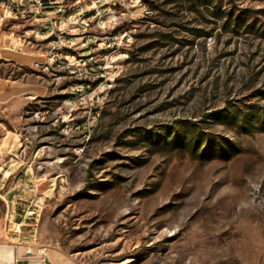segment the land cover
I'll return each mask as SVG.
<instances>
[{"label": "rangeland", "instance_id": "374dc122", "mask_svg": "<svg viewBox=\"0 0 264 264\" xmlns=\"http://www.w3.org/2000/svg\"><path fill=\"white\" fill-rule=\"evenodd\" d=\"M143 2L107 85L0 65V264H264V0Z\"/></svg>", "mask_w": 264, "mask_h": 264}, {"label": "built area", "instance_id": "2783aa9c", "mask_svg": "<svg viewBox=\"0 0 264 264\" xmlns=\"http://www.w3.org/2000/svg\"><path fill=\"white\" fill-rule=\"evenodd\" d=\"M146 14L143 0H0V40L9 30L21 42L17 50L22 53L23 46L44 42L47 49L40 53L44 61H35L36 68L49 70L56 64L60 71L74 72L83 65L99 71L98 81L107 85L102 70L109 66L112 54L131 41L121 25ZM15 26L22 32L12 29Z\"/></svg>", "mask_w": 264, "mask_h": 264}, {"label": "crops", "instance_id": "0c3cea01", "mask_svg": "<svg viewBox=\"0 0 264 264\" xmlns=\"http://www.w3.org/2000/svg\"><path fill=\"white\" fill-rule=\"evenodd\" d=\"M4 39L0 40V65H9L14 68L17 66H21L22 64H26L20 61V58H27L28 56L37 54V51L30 53H22L18 51L16 48L12 47L14 45L12 40L18 42L16 38H13L9 34V30L5 31L2 34ZM28 48V47H27ZM28 55V56H26ZM29 61L28 63H31ZM13 69L12 72H14ZM32 82H21L20 78H17V75L12 76L9 74H0V102L8 101L12 98H16L18 96L27 95L31 98H35L38 96V92L33 88ZM45 90L47 89L44 87ZM15 233H17V229H14Z\"/></svg>", "mask_w": 264, "mask_h": 264}, {"label": "bare ground", "instance_id": "6f19581e", "mask_svg": "<svg viewBox=\"0 0 264 264\" xmlns=\"http://www.w3.org/2000/svg\"><path fill=\"white\" fill-rule=\"evenodd\" d=\"M143 5H145V7H146V4L143 2ZM97 80H98V78H97Z\"/></svg>", "mask_w": 264, "mask_h": 264}]
</instances>
